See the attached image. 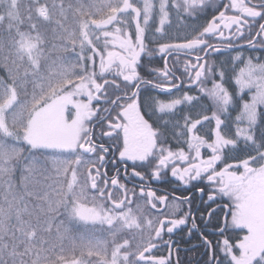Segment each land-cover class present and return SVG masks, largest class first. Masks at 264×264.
Instances as JSON below:
<instances>
[{"label": "snow or ice", "instance_id": "1", "mask_svg": "<svg viewBox=\"0 0 264 264\" xmlns=\"http://www.w3.org/2000/svg\"><path fill=\"white\" fill-rule=\"evenodd\" d=\"M208 2L0 0V67L6 73L0 77V264H93L94 259L96 264H171L170 256L151 254L155 241L162 239L165 225L171 234L191 219L190 235L198 229L196 217L191 209L175 219L146 217L145 207L156 209L168 197L144 187L140 196L146 204H136L134 210L130 190L118 174L109 181L98 167L110 151L98 143L104 137L116 141L112 147L121 161L152 164L150 175L156 179L169 168L185 185L206 177L214 186L208 200L219 195L229 201L221 209L225 216L220 235L229 227L243 232L235 243L227 237L218 242L227 264H264V63L251 57L244 61L240 54L232 58L244 65L234 81L240 94L250 93L248 100L225 87L223 71L211 88L200 89L211 101V114L198 113L197 119L186 115L183 125L173 126L178 130L173 135L184 137L187 151L164 146L168 121L161 124L157 113L171 114L177 105L199 98L185 93L168 101L140 100L144 85L177 87L167 56L219 52L220 46L207 38H243L246 27L251 35L250 21L264 20V0H231L224 8L236 14L219 11L179 42H159L168 35L173 12L194 19ZM149 32V43L155 44L151 50ZM49 34L59 44L48 47ZM257 37H264V23L247 44L254 47ZM154 52L165 58L163 69L150 70L159 83L140 74L143 57ZM69 53L75 60L67 58ZM194 59L185 63L184 71L196 84L211 68L206 60L201 63L202 56ZM101 102L110 107L101 108ZM231 111H236L234 117ZM213 122L206 135L199 134L205 123ZM204 148L210 150L206 158ZM36 151L47 155L38 159ZM240 152L243 158L235 155ZM132 174L143 179L135 167ZM109 184L122 195L116 197ZM173 200L179 212L190 197ZM105 228L108 238H98L97 230ZM134 232L140 234L135 244V237L121 239ZM203 239L211 246L212 241ZM166 243L171 249L173 242ZM210 259L221 264L214 254Z\"/></svg>", "mask_w": 264, "mask_h": 264}, {"label": "flooded vegetation", "instance_id": "2", "mask_svg": "<svg viewBox=\"0 0 264 264\" xmlns=\"http://www.w3.org/2000/svg\"><path fill=\"white\" fill-rule=\"evenodd\" d=\"M231 0H209L206 4L205 9L197 15V20L193 18H185V26L181 38L192 33V29L201 28L206 26L207 22L211 20L212 16L218 15L219 11H226L227 15H233L234 13L231 9H225V4H230ZM192 20L195 21V24L192 25ZM264 23V20L257 18L255 21H250L252 25L249 35V29L246 27L245 35L243 38H233L221 40L218 37L207 38L208 42L214 46H220L221 50L219 52H212L209 50V54L204 56V53L197 52L192 53L191 56L180 54L179 56L172 54L167 56V66L172 73V82L177 85L175 88L170 90H160L154 88L152 85H144L140 90V100L141 103L151 102V100H163L168 101L172 99L182 98L185 93L191 96L198 97L199 99L189 103H182L177 105L176 109L168 115H160L157 113V116H160V123L163 124L164 121H168L167 129H165V135L167 140L165 141L164 146L170 147L173 151L177 150L180 147L185 148L187 151V145L182 141L184 137H177L173 135L174 129L173 126L177 123L183 125L184 117L190 115L193 119L199 118V114L210 115L206 110V102L208 99L203 92L200 91L201 88H211L215 79V75H218L219 70L222 67V64L219 63V60L225 57L233 58L237 54H240L243 57V60L246 61L249 57L253 59L254 63H264V37H257L255 41V46H249L247 40L251 38L252 35H255L259 31V24ZM234 31V29H233ZM176 33V34H175ZM173 34V35H172ZM170 37L171 41L167 42H179V38L173 37L180 35V33L174 32ZM228 30H225V36L228 37ZM152 39V34L148 35L149 50L155 47V44L149 43ZM231 43L232 48L226 47L227 44ZM200 55L203 57L201 63L207 61V64L211 68V72H206L205 77L202 78V81L196 84L190 83L187 73L184 71L185 63L191 59L195 63V56ZM145 55L143 57L142 63L143 67L140 69V74L144 79L153 80L154 83L161 82L157 78L155 72L150 70H160L165 67V58L162 54L158 52L152 53L151 56ZM146 59V62L144 61ZM213 70H216L215 73H212ZM194 75V73H193ZM208 77H210V82L208 83ZM111 79L112 77H105ZM109 92H114L113 89H109ZM121 93L115 91V95H120ZM114 98V95L113 97ZM210 101V100H209ZM211 102V101H210ZM95 105V102H94ZM101 108L110 107L109 104L103 102L100 103ZM106 115L101 113V116ZM112 116H115V111L111 113ZM156 119V116H153V120ZM199 127V126H198ZM214 127V122L212 124L205 123L204 127L200 129L199 134L206 135V133ZM107 130L106 128L104 129ZM97 134H99V129H97ZM98 143H104L105 147H109L110 151L106 154L105 161L103 165H98L101 172L107 173V179H110L118 174V179L121 184L126 185L127 189L130 190L129 198L134 200L132 205L135 210L136 204L145 205L146 197L140 196V188L144 187L145 191L151 188L156 192L157 196H167L168 200L166 203L161 204L157 203L156 209H151L150 207L144 208V215L148 218L163 219L167 216L169 219L179 218L185 212H188L191 209V212L196 217V223L198 229L193 230L189 235L188 229L191 227V219L188 221L187 226H180L173 233H167L168 225H165V232L162 234V239L155 241L157 247L152 251L154 256H170L171 264H215L214 260H211L210 257L214 254L219 258L221 264H227V258L220 251L218 242H221L225 237L229 238L233 243L236 239L243 235V232L239 229L229 227L224 231L223 235H220V227L223 224V219L225 216V210H221L223 205L228 204L229 201L227 197L216 196L214 201L208 200V195L210 194L213 185L207 182L206 177L200 180L192 181L188 185L183 184L178 181L177 178L171 176V169H167L162 172V175L159 179H156L150 175L152 171V164L149 162H132V161H121L119 159L118 151L115 150L113 145L116 144V141L109 137H104L101 140H98ZM202 155L206 158L210 155V150L204 148L201 150ZM240 158H243L245 153L240 152L236 153ZM88 159H95V156L88 157ZM231 163L233 161H225ZM154 164V161L152 162ZM142 173L143 179L135 177L132 172L133 168ZM219 167H223V164H219ZM242 170V169H241ZM127 173V175H126ZM101 187L104 185L101 184ZM108 187L114 193L116 197L122 195V190L117 188H112L109 184ZM204 189L203 193L199 189ZM131 190H134L136 195L131 196ZM173 196L176 197H190L189 203H184L180 206V211L175 212L173 205L175 201ZM217 209L213 215L209 218L208 213ZM174 213V214H173ZM230 220V217H229ZM106 229V228H105ZM203 233V236L201 235ZM106 238H108V232L106 230ZM146 235V233H145ZM129 236V237H128ZM133 244H135L140 237V234L137 232L134 233H125L121 236L123 238H132ZM203 237H207L208 240L212 241L211 246L207 245L204 242ZM171 240L173 243L171 249L167 245V241Z\"/></svg>", "mask_w": 264, "mask_h": 264}, {"label": "trees", "instance_id": "3", "mask_svg": "<svg viewBox=\"0 0 264 264\" xmlns=\"http://www.w3.org/2000/svg\"><path fill=\"white\" fill-rule=\"evenodd\" d=\"M185 18H187V16L185 14L181 13L178 16L175 12H173L172 17H171V21H172L171 27L167 28L168 35L163 40H160L159 42L171 41V39H170V37H172L171 34L176 32V30H177L178 33H180V35H177V36L175 35L173 37L181 38V36H182L181 33H183L184 26H185V20H184ZM193 20H197V17L194 18ZM193 20L191 22L192 25L195 24V21H193ZM67 23H68V26L71 27V25H72L71 17H69V20H68ZM151 34H152L151 32L148 33V35H151ZM4 38H7L6 34H5ZM52 43L59 44V41H54L52 39L51 34H49L48 47H51ZM77 51H79V49H77ZM54 58H55V56H53V59ZM67 58L69 60H75V56L70 54V53L67 54ZM144 61L146 62V59H144ZM219 63L222 64V67H221V69L219 71H223L224 72V80L222 82L224 83L225 87L228 88V90L230 92L234 93L236 96L242 95L244 100L250 99L248 93H244V94H240L239 93L238 87L235 85V81H234V77L239 72L240 67L244 66L243 63L238 62V61H233L232 58L225 57V56H223V58L221 60H219ZM97 65H98V61H97ZM97 71H98V66H97ZM215 72H216V70H213L212 73H215ZM0 77H6V73H5V71H4V69L2 67H0ZM215 79H217L219 81L220 80V76L216 74L215 75ZM206 107H207L206 108L207 113H210L211 110H212V104H211V102L209 100H207V102H206ZM230 115H231V117H234L236 115V111H231ZM33 155H35L38 159H42L45 155H47V153H44V152H41V151H36V152L33 153ZM68 158H71V157H68ZM82 171H83V168H81V172ZM105 233H106V229H98L97 232H96V235L98 236V238L105 239L106 238V234ZM54 238L55 237H53V239ZM67 243L68 242L65 241V245L66 246H67ZM93 264H96L95 259L93 260Z\"/></svg>", "mask_w": 264, "mask_h": 264}, {"label": "rangeland", "instance_id": "4", "mask_svg": "<svg viewBox=\"0 0 264 264\" xmlns=\"http://www.w3.org/2000/svg\"><path fill=\"white\" fill-rule=\"evenodd\" d=\"M245 92H247V90H245Z\"/></svg>", "mask_w": 264, "mask_h": 264}]
</instances>
